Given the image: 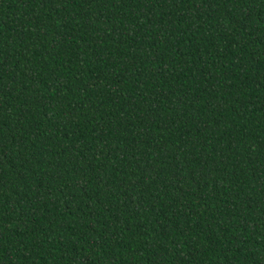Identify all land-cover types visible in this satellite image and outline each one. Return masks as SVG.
Returning a JSON list of instances; mask_svg holds the SVG:
<instances>
[{"label":"trees","instance_id":"16d2710c","mask_svg":"<svg viewBox=\"0 0 264 264\" xmlns=\"http://www.w3.org/2000/svg\"><path fill=\"white\" fill-rule=\"evenodd\" d=\"M0 264H264V0H0Z\"/></svg>","mask_w":264,"mask_h":264}]
</instances>
